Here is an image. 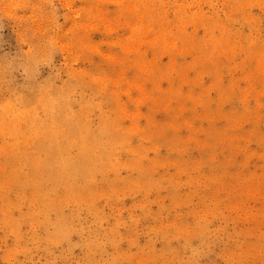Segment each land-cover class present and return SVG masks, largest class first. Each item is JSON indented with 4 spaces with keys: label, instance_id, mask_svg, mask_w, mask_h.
I'll return each mask as SVG.
<instances>
[{
    "label": "rangeland",
    "instance_id": "1",
    "mask_svg": "<svg viewBox=\"0 0 264 264\" xmlns=\"http://www.w3.org/2000/svg\"><path fill=\"white\" fill-rule=\"evenodd\" d=\"M0 264H264V0H0Z\"/></svg>",
    "mask_w": 264,
    "mask_h": 264
}]
</instances>
